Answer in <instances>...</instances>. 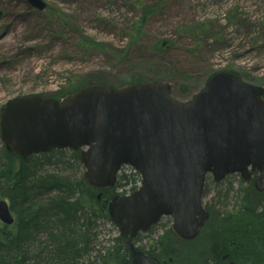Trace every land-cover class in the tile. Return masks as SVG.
Masks as SVG:
<instances>
[{"label": "water", "instance_id": "obj_1", "mask_svg": "<svg viewBox=\"0 0 264 264\" xmlns=\"http://www.w3.org/2000/svg\"><path fill=\"white\" fill-rule=\"evenodd\" d=\"M28 1L41 9L47 5ZM179 89L188 90L182 84ZM174 92L167 80L138 77L112 85L84 78L71 93L16 96L1 107L2 146L22 158L79 151L84 184L119 230L130 264H169L137 246L135 238L170 216L175 237L197 239L211 216L203 206L208 174L221 182L237 173L264 195V86L221 69L188 99ZM124 165L142 178L129 195L115 192ZM0 220L15 221L4 199Z\"/></svg>", "mask_w": 264, "mask_h": 264}, {"label": "rangeland", "instance_id": "obj_2", "mask_svg": "<svg viewBox=\"0 0 264 264\" xmlns=\"http://www.w3.org/2000/svg\"><path fill=\"white\" fill-rule=\"evenodd\" d=\"M43 1L47 5L41 9L28 0H0V107L16 96L71 93L79 88L75 85L80 77L112 85L131 83L138 77L167 79L180 99L190 98L210 73L223 68L242 75L247 82L264 85V0ZM144 9L148 17L141 23ZM86 40L98 45H85ZM159 42H166V47H160ZM181 82L188 85L187 93L179 89ZM3 150L0 139V173L5 162ZM28 159L25 166L29 173L17 185L41 187L38 201L67 196L58 187L48 190L42 181L84 182L85 167L72 149ZM133 173L131 166L122 167L117 182L120 176L128 180ZM136 178V184L122 181L127 185L118 191L131 194L137 190L141 176ZM241 181L238 174L220 183L211 175L207 177L203 202L213 207V223L223 228L214 235H220L224 242L228 237L245 238L258 231L250 220L237 218V225H218L216 212L220 216L238 212V191L241 185L248 187ZM1 183L4 194L9 195V181L2 179ZM78 196L79 192L74 195ZM0 199L10 204L8 196L0 195ZM171 224L172 218L164 216L150 230L141 232L136 244L159 248V238ZM210 226L205 239L211 233ZM92 233L97 234L91 244L94 258L112 247L119 236L113 223L99 218ZM46 238L47 233L42 232L41 239Z\"/></svg>", "mask_w": 264, "mask_h": 264}, {"label": "trees", "instance_id": "obj_3", "mask_svg": "<svg viewBox=\"0 0 264 264\" xmlns=\"http://www.w3.org/2000/svg\"><path fill=\"white\" fill-rule=\"evenodd\" d=\"M147 17L144 9L141 23ZM85 45L96 48L98 44L86 40ZM83 78L80 77L75 88L83 84ZM2 154L5 162L0 173V195L10 199L11 209L16 212V221L12 226L0 223V264H130L127 247L121 236L114 239L112 247L92 257L91 244L94 243V237L97 238V234L92 233L93 225L98 218L108 222L109 219L106 210L96 200V194L86 188L82 179L76 183L65 179H53L49 183L42 181L48 190L58 187L60 191H66L67 196L58 195L54 199L38 201L41 187L32 189L27 184L23 187L20 183L17 185V181L24 180L25 174L29 173V167L25 166L29 159L5 150ZM74 155L78 157L76 152ZM138 175L135 172L128 180H124L125 175L120 176L117 190L126 187L127 184L122 181L136 184ZM2 179L9 181V195L4 194ZM77 192L79 196L74 197ZM238 193L241 199L238 212L220 216L215 211L219 223L216 221L218 225L226 227L233 222L237 225L235 218L250 220L257 227L256 233L245 235V238L228 237L224 242L220 235H214L223 232V228L215 225L212 218L208 238L195 241L191 248L174 242L166 231L159 238V248L150 250L164 258L175 249L174 257L178 264H230L229 258L224 259L226 254H230L237 264H264V195L243 185ZM42 232L47 233L48 239H41Z\"/></svg>", "mask_w": 264, "mask_h": 264}]
</instances>
